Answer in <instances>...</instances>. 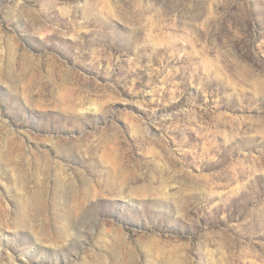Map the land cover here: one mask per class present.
I'll use <instances>...</instances> for the list:
<instances>
[{
  "label": "rangeland",
  "instance_id": "1",
  "mask_svg": "<svg viewBox=\"0 0 264 264\" xmlns=\"http://www.w3.org/2000/svg\"><path fill=\"white\" fill-rule=\"evenodd\" d=\"M0 264H264V0H0Z\"/></svg>",
  "mask_w": 264,
  "mask_h": 264
}]
</instances>
